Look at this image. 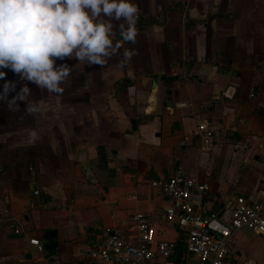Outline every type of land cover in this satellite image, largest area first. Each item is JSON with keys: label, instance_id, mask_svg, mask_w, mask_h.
<instances>
[{"label": "crops", "instance_id": "0c3cea01", "mask_svg": "<svg viewBox=\"0 0 264 264\" xmlns=\"http://www.w3.org/2000/svg\"><path fill=\"white\" fill-rule=\"evenodd\" d=\"M56 3L0 0V264H82L137 212L165 235L150 180L178 172L225 217L264 197V0H60L47 30ZM259 236L229 239L239 264Z\"/></svg>", "mask_w": 264, "mask_h": 264}, {"label": "built area", "instance_id": "2783aa9c", "mask_svg": "<svg viewBox=\"0 0 264 264\" xmlns=\"http://www.w3.org/2000/svg\"><path fill=\"white\" fill-rule=\"evenodd\" d=\"M235 93L232 85L221 92L226 98ZM197 128L205 142L213 136L212 128L203 124ZM150 185L165 201L161 220L177 230L176 238H162L154 219L137 212L132 216V234L118 229L103 232L82 264H190L193 257L195 264H239L229 247L232 235L242 229L264 234V197L249 201L244 195L236 196L225 217L211 207L209 186L197 177L178 172L167 179H151ZM13 232L20 233L17 228ZM177 239L184 248L180 256L176 254ZM29 242L37 251H44L40 240Z\"/></svg>", "mask_w": 264, "mask_h": 264}, {"label": "trees", "instance_id": "16d2710c", "mask_svg": "<svg viewBox=\"0 0 264 264\" xmlns=\"http://www.w3.org/2000/svg\"><path fill=\"white\" fill-rule=\"evenodd\" d=\"M56 5L55 6H52V7H48L45 9V12H46V16H47V19H48V27H47V30L51 29L52 25H53V21H52V15H55V16H61L63 11L61 9V5H60V0H56ZM154 22L153 19H138L137 22H136V25L139 27V28H142L143 25L145 24H148V23H152ZM5 47V45L2 47V50L3 48ZM2 50L0 51V54L2 52ZM101 154H102V151H101ZM176 247L177 249H181L183 250V244H182V241L180 239H177L176 240Z\"/></svg>", "mask_w": 264, "mask_h": 264}, {"label": "rangeland", "instance_id": "374dc122", "mask_svg": "<svg viewBox=\"0 0 264 264\" xmlns=\"http://www.w3.org/2000/svg\"><path fill=\"white\" fill-rule=\"evenodd\" d=\"M163 228H164V230H165L164 232H166V234L161 236L162 238H166V239H175L176 238L177 230L174 227H172L170 225H164ZM249 243H256L257 245L264 247V237L249 239ZM261 253H262L261 259H262V258H264V251ZM190 264H195V257L190 258Z\"/></svg>", "mask_w": 264, "mask_h": 264}, {"label": "water", "instance_id": "95a60500", "mask_svg": "<svg viewBox=\"0 0 264 264\" xmlns=\"http://www.w3.org/2000/svg\"><path fill=\"white\" fill-rule=\"evenodd\" d=\"M54 235H55L54 230L46 231L44 234L45 241H44L43 245H44V249L48 252H50L56 246V244L52 241V238ZM176 254H177V256H180L181 249H177Z\"/></svg>", "mask_w": 264, "mask_h": 264}]
</instances>
